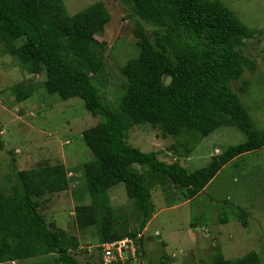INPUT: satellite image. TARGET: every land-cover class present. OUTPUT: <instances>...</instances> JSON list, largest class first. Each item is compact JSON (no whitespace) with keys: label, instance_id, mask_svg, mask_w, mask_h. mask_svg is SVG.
Masks as SVG:
<instances>
[{"label":"trees","instance_id":"obj_1","mask_svg":"<svg viewBox=\"0 0 264 264\" xmlns=\"http://www.w3.org/2000/svg\"><path fill=\"white\" fill-rule=\"evenodd\" d=\"M121 2L153 30L146 36L142 25H137L139 53L120 68L125 91L119 105L112 108L92 80L106 53V44L96 39L110 21L102 2L69 15L62 0H0V45L26 67L37 64L43 68L48 94L62 101L78 98L101 120L81 134L92 154V160L83 165L85 184L81 189L88 195L89 205L74 208L78 229L94 227L101 244L135 238L145 229L154 212L147 178L186 189L185 197L190 200L228 163L264 146V127L255 128L232 88V82L246 70H256L255 61L238 49L261 35V30L244 25L220 0ZM163 76L169 83H163ZM12 94L21 102L31 91L17 85ZM143 124L156 127L162 137L173 138L168 149L179 157H188L220 127L233 125L246 140L227 146L204 167L189 172L127 142L130 129ZM2 145L0 140V149ZM13 176L8 193L0 187V264L49 255L57 256V264H79L69 253L71 246H77L75 238L62 229L51 230L38 212L36 200L69 189L65 167L18 170ZM120 183L140 218L132 232L115 228L116 209L108 191ZM236 209L245 224V210ZM141 242L139 239L137 254ZM209 262L262 264L250 252L226 259L219 247L210 254Z\"/></svg>","mask_w":264,"mask_h":264},{"label":"rangeland","instance_id":"obj_2","mask_svg":"<svg viewBox=\"0 0 264 264\" xmlns=\"http://www.w3.org/2000/svg\"><path fill=\"white\" fill-rule=\"evenodd\" d=\"M69 15L102 2L110 14L104 32L96 36L106 45L100 71L92 77L103 101L112 108L119 105L126 80L120 73L125 63L138 55L137 41L141 24L143 35L153 27L140 21L121 0H62ZM242 23L261 30V35L246 41L238 52L255 61L254 73L245 71L232 82V88L256 129L264 127V0H220ZM45 73L40 65L26 67L0 45V187L9 192L14 172L42 166L63 165L69 189L36 198L38 212L51 230L62 229L77 241L69 253L79 264H101L98 233L94 227L79 230L74 216L77 205H89L82 193L85 184L83 165L92 160L81 134L100 120L91 115L78 98L62 101L47 93ZM163 83L169 78L163 76ZM31 91L28 99L18 102L12 88ZM246 136L233 125L220 127L204 138L189 154L179 157L169 151L174 142L162 137L149 124L130 129L127 142L143 153L155 152L165 163L176 162L191 172L204 167L214 155L230 145L242 143ZM14 161V162H13ZM154 212L144 232L142 249L128 264H210L209 256L220 248L224 257L234 260L254 253L264 264V146L244 154L224 166L215 178L193 199L186 189L167 181L147 178ZM116 209L118 232L137 229L140 218L122 183L108 191ZM237 207L245 210V224ZM3 264H57L49 255Z\"/></svg>","mask_w":264,"mask_h":264},{"label":"built area","instance_id":"obj_3","mask_svg":"<svg viewBox=\"0 0 264 264\" xmlns=\"http://www.w3.org/2000/svg\"><path fill=\"white\" fill-rule=\"evenodd\" d=\"M140 235L135 238H122L118 241L108 242L100 245L101 261L103 264L119 261L123 264L126 261L135 260L137 251L140 250L138 243Z\"/></svg>","mask_w":264,"mask_h":264},{"label":"crops","instance_id":"obj_4","mask_svg":"<svg viewBox=\"0 0 264 264\" xmlns=\"http://www.w3.org/2000/svg\"><path fill=\"white\" fill-rule=\"evenodd\" d=\"M145 230V229H144ZM144 230L142 231V233L144 232Z\"/></svg>","mask_w":264,"mask_h":264}]
</instances>
